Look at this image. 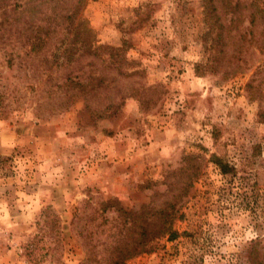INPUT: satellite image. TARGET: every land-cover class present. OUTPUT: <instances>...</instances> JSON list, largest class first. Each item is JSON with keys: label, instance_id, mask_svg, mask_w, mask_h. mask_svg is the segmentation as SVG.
<instances>
[{"label": "rangeland", "instance_id": "1", "mask_svg": "<svg viewBox=\"0 0 264 264\" xmlns=\"http://www.w3.org/2000/svg\"><path fill=\"white\" fill-rule=\"evenodd\" d=\"M0 264H264V0H0Z\"/></svg>", "mask_w": 264, "mask_h": 264}, {"label": "trees", "instance_id": "2", "mask_svg": "<svg viewBox=\"0 0 264 264\" xmlns=\"http://www.w3.org/2000/svg\"><path fill=\"white\" fill-rule=\"evenodd\" d=\"M33 49H34V45H33ZM142 250H146V246L145 245L142 247Z\"/></svg>", "mask_w": 264, "mask_h": 264}]
</instances>
